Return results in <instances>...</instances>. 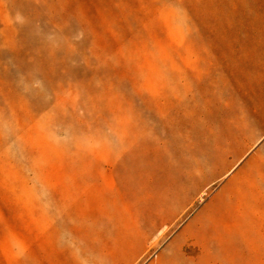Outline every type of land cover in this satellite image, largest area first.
I'll return each mask as SVG.
<instances>
[{
	"label": "rangeland",
	"instance_id": "1",
	"mask_svg": "<svg viewBox=\"0 0 264 264\" xmlns=\"http://www.w3.org/2000/svg\"><path fill=\"white\" fill-rule=\"evenodd\" d=\"M0 264H264V0H0Z\"/></svg>",
	"mask_w": 264,
	"mask_h": 264
}]
</instances>
